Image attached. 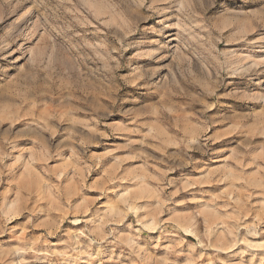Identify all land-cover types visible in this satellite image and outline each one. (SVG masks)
Masks as SVG:
<instances>
[{
  "label": "rangeland",
  "instance_id": "rangeland-1",
  "mask_svg": "<svg viewBox=\"0 0 264 264\" xmlns=\"http://www.w3.org/2000/svg\"><path fill=\"white\" fill-rule=\"evenodd\" d=\"M0 264H264V0H0Z\"/></svg>",
  "mask_w": 264,
  "mask_h": 264
},
{
  "label": "bare ground",
  "instance_id": "bare-ground-1",
  "mask_svg": "<svg viewBox=\"0 0 264 264\" xmlns=\"http://www.w3.org/2000/svg\"><path fill=\"white\" fill-rule=\"evenodd\" d=\"M8 208V207H7ZM17 207H16V205L14 204L13 206H11L10 208H8V209H4V213L6 214V215H8V214H10L11 212H16L17 211ZM11 217V216H10ZM76 255V254H75ZM77 256V255H76ZM147 263V262H146Z\"/></svg>",
  "mask_w": 264,
  "mask_h": 264
}]
</instances>
